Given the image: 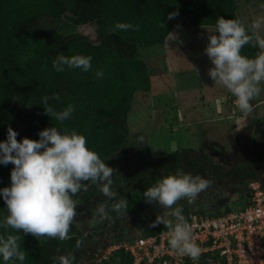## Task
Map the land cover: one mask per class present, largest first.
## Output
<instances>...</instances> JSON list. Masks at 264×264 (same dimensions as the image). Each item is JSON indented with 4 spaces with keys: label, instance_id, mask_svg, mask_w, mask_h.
Masks as SVG:
<instances>
[{
    "label": "trees",
    "instance_id": "1",
    "mask_svg": "<svg viewBox=\"0 0 264 264\" xmlns=\"http://www.w3.org/2000/svg\"><path fill=\"white\" fill-rule=\"evenodd\" d=\"M235 8V0H0V141L7 139L9 125L18 132V140L24 137L39 139L41 130L56 125L70 131L75 129L86 137L88 146L99 156H110L128 140L127 114L134 92L147 90L150 86L147 65L140 58V47L164 42L184 17L194 26L216 25L221 16L236 19ZM173 12L179 14L168 19V14ZM63 16L70 22V30L60 29L59 19ZM89 22H95L101 30L106 29L100 40L73 29ZM117 22L139 25V28L116 30ZM258 51V47L251 45H245L241 50L242 55L250 58ZM61 53L65 56L90 55L92 70L83 72L65 67L63 72L55 71L53 60ZM97 70L103 71L102 78L96 77ZM54 93L61 97L60 101L49 100L54 111H62L69 104L75 109L63 123L46 114L40 104L42 97ZM15 99L22 106L13 115L10 109ZM138 157L143 166L137 180L129 181L114 173L112 190L119 193L118 199L128 200L126 210L112 211L111 205L116 201L104 197L98 186L90 181L85 182L87 190L82 189L74 198L83 203L94 194L107 206L108 220L119 224L127 215H142V209L146 207L143 193L159 179L175 174L177 169L201 176L199 161L209 160L206 154L194 153L190 148L174 150L165 160L153 161L148 150L140 151ZM249 162L257 163L251 158L240 167L245 168ZM13 167L12 164H0V190L11 186ZM244 171H235L233 177H239L243 182ZM255 171L251 169L250 173ZM257 180L264 188L263 181ZM246 189L251 196L252 190L248 186ZM178 203L186 218L193 213L217 215L231 210H204L188 204L185 199ZM156 208L161 207L156 204ZM7 215L6 203L0 195V224ZM156 218L141 226L137 236L154 234L163 228V224L152 226ZM5 231L0 228V234ZM7 232L21 236L18 243L27 253L23 264H59L57 258L69 253L75 257L73 264L82 263L85 235L74 222L70 226L69 239L65 241L47 237L37 239L12 229ZM123 239L129 238L119 236L114 241ZM110 254L112 258L120 257V261L116 263L102 256L83 264H133L131 255L122 248ZM0 264H5L2 257ZM8 264L21 262L12 260Z\"/></svg>",
    "mask_w": 264,
    "mask_h": 264
},
{
    "label": "rangeland",
    "instance_id": "2",
    "mask_svg": "<svg viewBox=\"0 0 264 264\" xmlns=\"http://www.w3.org/2000/svg\"><path fill=\"white\" fill-rule=\"evenodd\" d=\"M235 7L237 18L248 26L254 18L264 16V0H235ZM65 19V16L59 19L62 31L72 28ZM215 26H194L184 17L164 42L140 47V58L147 65L150 86L147 90L135 91L132 96L127 114L128 140L118 151L100 158L119 175L135 181L143 166L138 157L140 151L148 150L153 161L165 160L172 151L184 148L206 154L210 164H203L201 177L209 182V187L191 204L204 210H238L250 202L246 186L251 189V182L257 178L264 183V82L260 85V94L253 100L259 103L250 112L240 111L234 103L235 97L215 84L208 74L211 61L204 53L208 35L215 32ZM73 29L96 41L106 31L99 29L95 22ZM261 34L264 35V26ZM21 106L22 103L15 99L10 112L16 115ZM231 112L238 113L237 117L231 118ZM251 158L257 163L249 162L245 168L240 167ZM257 167L256 178L247 179L245 184L235 180L231 186H226L224 170L231 169V176L245 170L246 177H253ZM251 169L255 172L250 173ZM89 198L80 203L73 197L77 202V216L73 222L85 235L81 264L102 256L117 263L120 257L112 258L106 253L108 235L114 240L119 236L132 239L152 218L172 219L167 215L171 209L154 206L149 209L151 204L144 200L147 208L142 215H127L123 228L107 230V215L94 214L101 203L94 194ZM173 207H180L179 203Z\"/></svg>",
    "mask_w": 264,
    "mask_h": 264
},
{
    "label": "clouds",
    "instance_id": "3",
    "mask_svg": "<svg viewBox=\"0 0 264 264\" xmlns=\"http://www.w3.org/2000/svg\"><path fill=\"white\" fill-rule=\"evenodd\" d=\"M178 14L169 13L168 19ZM262 26L264 16L254 18L250 26L238 18L225 19L221 16L216 22L215 32L209 33L204 49L212 64L209 76L216 85L223 86L235 97L236 107L242 112L251 111V101L260 94V85L264 82ZM138 28L139 25L131 23L115 24L116 30ZM245 45L258 47L255 57L242 55ZM91 61L90 55L65 56L61 53L53 60V68L57 72H63L65 67L89 72L92 70ZM95 75L102 78L104 73L97 70ZM49 100L60 101V95L44 96L40 104L46 114L61 123L69 119L75 110L69 104L62 111H54ZM17 136L18 132L9 125L7 139L0 141V164L14 165L11 186L0 190L8 211L0 224V228L6 230L0 234V257L5 264L12 260L23 264L27 256L18 243L21 236L7 232L8 229L31 234L37 239H69L70 226L77 216V202L73 197L82 189L87 190L85 182L96 184L104 197L116 201L111 205L112 211L121 213L128 208V200L124 197L118 199L119 193L112 190L116 170L88 146L83 134L55 125L41 130L39 139L24 137L18 140ZM208 187L209 182L200 175L194 176L177 169L175 174L164 176L143 193L145 202L158 204L165 210L171 209L167 215L172 219L157 216L152 226L163 224L167 229L169 247L194 261L199 259L201 249L193 238V229L183 214V208L173 206L183 199L193 203ZM106 207L99 204L95 212L107 215ZM57 259L59 264H73L75 257L69 253Z\"/></svg>",
    "mask_w": 264,
    "mask_h": 264
},
{
    "label": "built area",
    "instance_id": "4",
    "mask_svg": "<svg viewBox=\"0 0 264 264\" xmlns=\"http://www.w3.org/2000/svg\"><path fill=\"white\" fill-rule=\"evenodd\" d=\"M250 185V202L244 208L186 218L201 249L198 260L169 247L165 226L147 236L112 241L106 253L122 248L133 264H264V188L258 180Z\"/></svg>",
    "mask_w": 264,
    "mask_h": 264
},
{
    "label": "flooded vegetation",
    "instance_id": "5",
    "mask_svg": "<svg viewBox=\"0 0 264 264\" xmlns=\"http://www.w3.org/2000/svg\"><path fill=\"white\" fill-rule=\"evenodd\" d=\"M259 162V161H258ZM199 163H200V165H201V167H204L203 166V164H210V162H209V160H207V159H205V158H203V159H201L200 161H199ZM262 163L264 164V162L262 161ZM145 170V169H144ZM256 171L258 170V167L255 169ZM202 173L204 172V169H202V171H201ZM231 169H229V170H224V175H223V179H224V181H225V184H226V186H231V183H233L235 180L236 181H238V182H240V179L239 178H234L233 176H231ZM258 176V173L256 172V175H254L253 177H245L244 179H243V183H244V181H246L247 179H254V178H256ZM156 207V204L155 203H153V204H151L148 208L149 209H151V208H154V207ZM145 208H147V207H145ZM145 208H143L142 209V212H144L145 211ZM131 215H137V214H131ZM124 219H125V217L121 220V222L119 223V224H117V223H115L114 221H109V222H107V224H106V229L108 230V229H110V228H123V226H122V224H123V222H124ZM107 230H106V232H105V234L106 235H108V232H107ZM110 238H109V242L110 241H114V237L112 236V235H108ZM109 242H108V245H109Z\"/></svg>",
    "mask_w": 264,
    "mask_h": 264
},
{
    "label": "crops",
    "instance_id": "6",
    "mask_svg": "<svg viewBox=\"0 0 264 264\" xmlns=\"http://www.w3.org/2000/svg\"><path fill=\"white\" fill-rule=\"evenodd\" d=\"M252 103V107H256V105H258V101H252L251 102ZM251 110H252V108H251ZM237 115H238V113H232L231 112V118H234V117H237Z\"/></svg>",
    "mask_w": 264,
    "mask_h": 264
},
{
    "label": "water",
    "instance_id": "7",
    "mask_svg": "<svg viewBox=\"0 0 264 264\" xmlns=\"http://www.w3.org/2000/svg\"><path fill=\"white\" fill-rule=\"evenodd\" d=\"M244 184H245V182H244ZM111 242H112V241L109 242V245L111 244ZM92 264H93V263H92Z\"/></svg>",
    "mask_w": 264,
    "mask_h": 264
}]
</instances>
